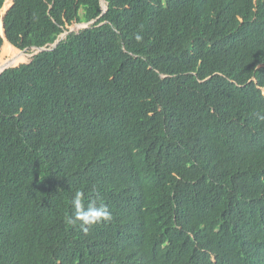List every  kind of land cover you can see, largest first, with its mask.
Instances as JSON below:
<instances>
[{
    "label": "trees",
    "instance_id": "16d2710c",
    "mask_svg": "<svg viewBox=\"0 0 264 264\" xmlns=\"http://www.w3.org/2000/svg\"><path fill=\"white\" fill-rule=\"evenodd\" d=\"M104 2L3 19L0 264H264V0Z\"/></svg>",
    "mask_w": 264,
    "mask_h": 264
},
{
    "label": "clouds",
    "instance_id": "9594fccd",
    "mask_svg": "<svg viewBox=\"0 0 264 264\" xmlns=\"http://www.w3.org/2000/svg\"><path fill=\"white\" fill-rule=\"evenodd\" d=\"M137 39L139 40L141 37L137 36ZM84 197L85 193L82 190L76 191L72 200L74 215L65 218L66 224L75 225L79 222L81 230L87 232L88 226L111 221L112 213L106 204H98L96 200H89L85 203Z\"/></svg>",
    "mask_w": 264,
    "mask_h": 264
},
{
    "label": "water",
    "instance_id": "95a60500",
    "mask_svg": "<svg viewBox=\"0 0 264 264\" xmlns=\"http://www.w3.org/2000/svg\"><path fill=\"white\" fill-rule=\"evenodd\" d=\"M12 4H13V0H12L11 5H10V6H9V7H8L3 13L1 12L3 6H2L1 9H0V24H1V28H2V30H3V35H2V36L0 35V37L2 38V41H3V42H4V40H6L5 33H4V22H3V19H4L5 15L7 14L8 10L11 8ZM103 4H104V6H103ZM100 6H101V8H102V13H104V12L106 11V8H107V4L104 2V0H100ZM92 22H93V21L88 22V23H81L80 25H81L83 28H87ZM69 32H72V30L68 29V31L65 32V33H63V34L60 36L59 39L64 38V37L67 35V33H69ZM6 41H7V40H6ZM58 41H59V40H56V41L51 45V48L55 47V46L57 45ZM3 42H2V44H3ZM33 48H34V47H33ZM33 48H32V49H33ZM34 49H35V48H34ZM26 50H28V49H23V50H19V51H20V52H24V51H26ZM36 50H37L36 53H38V52H40V51L45 50V48H36ZM36 53H35V54H36ZM18 65H19V64H18ZM18 65H16V66H18ZM16 66L6 67V68L2 69V70L0 71V73H1L2 71H4L5 69H7V68H12V67H16Z\"/></svg>",
    "mask_w": 264,
    "mask_h": 264
},
{
    "label": "rangeland",
    "instance_id": "374dc122",
    "mask_svg": "<svg viewBox=\"0 0 264 264\" xmlns=\"http://www.w3.org/2000/svg\"><path fill=\"white\" fill-rule=\"evenodd\" d=\"M82 28L83 27L80 26V24H76V23H74L68 27V29H70L74 32H76ZM24 52L27 54V56H26V60L23 63H27L30 61L31 57L37 52V50L33 48V49L26 50Z\"/></svg>",
    "mask_w": 264,
    "mask_h": 264
}]
</instances>
